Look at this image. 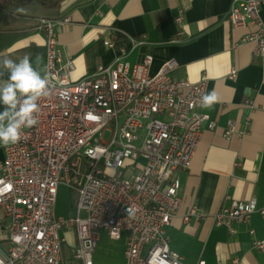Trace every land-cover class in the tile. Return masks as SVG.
I'll use <instances>...</instances> for the list:
<instances>
[{"label":"built area","instance_id":"obj_1","mask_svg":"<svg viewBox=\"0 0 264 264\" xmlns=\"http://www.w3.org/2000/svg\"><path fill=\"white\" fill-rule=\"evenodd\" d=\"M263 5L264 0H233L226 13L234 27L246 29L241 41L254 43L253 52L262 59ZM183 17L179 9L175 18L181 26ZM37 20L46 34L44 75L51 90L38 101L37 124L23 128L17 143L2 144L0 209L9 220V249L0 251V264H60L63 227L76 229L75 257L83 264H94L103 230L114 239L125 237V264H186L171 248L166 227L182 203L175 172L191 166L209 118L201 111L208 79L174 77V59L154 73L153 55L131 62L124 54L73 80V59L63 58L56 30L70 17ZM236 131L246 132L228 119L224 135ZM62 183L76 193L75 212L67 216L55 211ZM256 210L264 213L255 199L234 200L213 220L233 231L234 220ZM192 214H200L197 207L184 219ZM254 245L264 249V238ZM218 264L242 263L234 257Z\"/></svg>","mask_w":264,"mask_h":264},{"label":"crops","instance_id":"obj_2","mask_svg":"<svg viewBox=\"0 0 264 264\" xmlns=\"http://www.w3.org/2000/svg\"><path fill=\"white\" fill-rule=\"evenodd\" d=\"M232 1L61 0L52 6L26 0L0 7V57L18 59L31 53L33 67L42 76L47 39L37 19L69 16L71 20L59 22L56 30L63 58L73 59V80L124 54L131 62L153 55L154 73L174 59L170 70L174 77L208 79V94L215 92L216 100L211 107L201 106L209 118L191 166L175 172L181 181L182 203L166 227L171 248L183 255L186 264H197L201 258L206 264L229 263L234 257L242 264H264V249L254 245L255 239L264 238V213L256 210L248 219L234 220L233 231L213 220L219 209L234 200L255 199L259 207L264 206V59L254 54V43L241 41L246 29L234 27L226 18ZM179 9H183V26L175 18ZM261 16L264 19V5ZM106 40L113 43L108 45ZM37 54L42 57L38 64ZM6 79L7 73L0 77ZM230 118L245 134L224 135ZM210 121L215 122L213 127ZM3 157L0 143V160ZM192 207L200 214L185 220ZM60 234V264H83L75 257L76 229L63 227ZM125 248L124 236L114 239L103 230L94 264H125ZM8 249L9 220L0 209V251Z\"/></svg>","mask_w":264,"mask_h":264},{"label":"clouds","instance_id":"obj_3","mask_svg":"<svg viewBox=\"0 0 264 264\" xmlns=\"http://www.w3.org/2000/svg\"><path fill=\"white\" fill-rule=\"evenodd\" d=\"M41 59L37 54V64ZM5 73L7 79L0 80V143L8 145L20 141L23 128L37 124L38 101L49 95L51 86L47 74L42 76L33 67L31 53L18 59L0 57V77ZM215 100V92L206 94L201 98V105L211 107Z\"/></svg>","mask_w":264,"mask_h":264},{"label":"rangeland","instance_id":"obj_4","mask_svg":"<svg viewBox=\"0 0 264 264\" xmlns=\"http://www.w3.org/2000/svg\"><path fill=\"white\" fill-rule=\"evenodd\" d=\"M76 193L67 184L58 187L55 211L57 214L70 215L75 212Z\"/></svg>","mask_w":264,"mask_h":264},{"label":"trees","instance_id":"obj_5","mask_svg":"<svg viewBox=\"0 0 264 264\" xmlns=\"http://www.w3.org/2000/svg\"><path fill=\"white\" fill-rule=\"evenodd\" d=\"M18 1H26V0H0V7L7 8L10 4ZM40 1H42L47 5L56 6L57 4H59L61 0H40Z\"/></svg>","mask_w":264,"mask_h":264}]
</instances>
